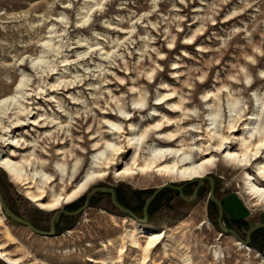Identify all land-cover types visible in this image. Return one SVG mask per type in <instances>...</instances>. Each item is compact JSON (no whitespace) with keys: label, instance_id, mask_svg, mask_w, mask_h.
Wrapping results in <instances>:
<instances>
[{"label":"rangeland","instance_id":"1","mask_svg":"<svg viewBox=\"0 0 264 264\" xmlns=\"http://www.w3.org/2000/svg\"><path fill=\"white\" fill-rule=\"evenodd\" d=\"M49 41L54 45L44 44ZM80 41L84 48L72 52ZM40 57L45 62L35 64ZM24 76L30 81L25 106L39 126L13 130L10 136L24 148L17 150L18 160L32 155L40 163L35 168L44 164V173L59 184L62 171L71 178L80 169L79 181L87 174L98 142L121 141L125 152L110 177L90 188L83 213L57 218L55 237L33 234L7 218L0 206L6 217L0 243L30 263L92 264V258L111 264L125 239L127 254L120 264H140V251L127 240L137 221L113 204L108 190H115L117 201L142 219L146 201L164 184L183 186L191 199L198 182L171 183L156 174L116 178V171L134 156L127 137L131 132L151 134L149 149L164 148L157 137L170 133L178 135L176 146L183 140L194 144L204 136L200 133L216 128L211 113L218 116L221 130L238 113L264 118V0H0V100L13 94ZM55 84L61 85L59 90L52 88ZM210 92L212 100L206 102ZM136 101L143 103L142 112L134 110ZM233 101L238 104L235 113L229 107ZM178 104L182 109H174ZM154 111L161 116H153ZM53 120L58 125L50 124ZM108 120L122 126L121 140ZM158 123L163 124L161 132L154 130ZM10 148L2 145V157ZM58 164L65 166L60 173ZM208 177L214 179L216 198L224 206L226 227L245 239L254 226L264 224V207L248 199L242 170L222 162ZM210 188L205 180L191 202L172 189L156 197L146 225L168 237L150 264H264V229L252 234V252L239 250L236 239L219 228ZM0 190L12 212L49 232L55 213L40 211L27 200L25 188L13 184L2 169ZM87 194L61 210L78 211ZM216 249L224 257L218 263Z\"/></svg>","mask_w":264,"mask_h":264},{"label":"bare ground","instance_id":"2","mask_svg":"<svg viewBox=\"0 0 264 264\" xmlns=\"http://www.w3.org/2000/svg\"><path fill=\"white\" fill-rule=\"evenodd\" d=\"M50 42H45L44 44L51 47L52 44ZM79 44L80 46L76 47L72 52L84 48L81 46L83 44L82 41ZM97 47H99V44ZM92 48L93 46L90 47V49ZM84 54H87V52ZM44 62V57H40L36 60L35 64ZM65 62L67 60L63 61V63ZM54 70V68H51L50 72H54ZM29 82L24 76L14 93L0 100V169L10 177L13 184L17 187L21 186L25 188V196L28 201L35 204L40 211L52 214L60 211L64 206L79 201L97 182L107 180L114 167L119 165L117 160L121 158L125 151L121 141L119 144L109 141L103 144L98 142L93 149L95 159L87 174L80 181V169L78 172H74L71 178L69 174L66 178L64 176L65 171L61 170L65 167H62L64 164H58L59 170L57 169V171L59 173L60 170L62 171L60 175H57L58 177L60 176L59 184L57 183V178L44 173V164H41L42 170H38L39 167L35 168L40 163L32 155H25L21 160H18L17 150H24V148H22L20 140L10 136L14 134L13 130L20 127L26 128L30 125L39 126L36 120L31 121L30 114L32 112L29 107L25 106V101L30 98V91L26 89ZM60 86V84H55L52 88L59 90ZM5 88L8 89V86H5ZM69 90H65V92H69ZM210 95L211 92L204 97L206 102L212 100L213 96L211 97ZM214 97L216 98V95ZM142 104V102L136 101L135 106L137 108L134 110L138 109V112H142L139 111L142 109L140 107ZM237 106L238 104L235 101L229 104L231 113H235ZM208 107L212 106L209 104ZM60 108L63 109V107ZM174 109H182V104L175 105ZM123 110L122 108L120 109L122 113L124 112ZM154 112L155 114L153 116H161L156 111ZM208 116L211 122H213L211 126H215L216 128L209 127L206 131L200 133L204 136L201 135L197 140L195 139L194 144H187L183 140L176 146V142L179 140L178 135L170 133L165 136L158 135L157 137V141L163 144L164 148L154 147L153 149H149L148 147L150 146L148 144L152 139L151 134L148 135L145 132L138 136L131 132L127 139L130 144V149L134 150V156L130 162L122 164L116 171L117 175L115 174V177L130 180L135 177H147L151 174H156V176L169 178L171 183H189L207 178L214 169L219 168L222 162H225L244 172L243 180L245 182L244 185L248 199L255 203L257 207H264V147H261V145H264V118L259 114H253L251 116L247 114L243 116L238 113L235 117L232 115L233 120L228 123L227 127L225 126L221 130V127H217L218 116L214 113ZM24 117L27 118V121L22 119ZM131 121L132 119L129 120V122ZM167 122L174 123L171 119H167ZM55 123L57 121L53 120L50 122L52 125H58ZM106 123L115 129V136L118 135V140H121L123 137L122 134H124L122 126L111 122V120L106 121ZM160 123L154 126L156 132L162 131L161 127L163 124L161 125ZM130 126L131 128L133 127L132 125ZM240 127H242V133L241 135H237L240 132ZM39 128L48 127L40 126ZM2 145L5 148L11 146V152L5 155V157L1 155ZM29 146L36 150V144L29 143ZM174 146L177 148L174 149ZM3 225H6V217L0 211V226ZM7 237L9 239L13 238L10 232L7 233ZM127 237L128 243L131 244L130 246L133 249L139 250L141 253L142 259L140 264H150L152 262V255L164 244L168 233L164 231H153L148 228V225L137 221L134 222V227L128 232ZM121 241L122 248L119 251L120 256L116 262L112 261L111 264L123 263V257L127 254V243L125 239H121ZM112 245L110 244V246ZM237 248L242 251L252 252L250 247L238 241ZM213 257L217 263L224 258L223 254L217 249L214 250ZM0 261L4 264H36L26 262L24 258L17 257L1 243ZM89 261L92 264H105V262H99L92 258ZM185 264L193 263L191 260H186Z\"/></svg>","mask_w":264,"mask_h":264},{"label":"water","instance_id":"3","mask_svg":"<svg viewBox=\"0 0 264 264\" xmlns=\"http://www.w3.org/2000/svg\"><path fill=\"white\" fill-rule=\"evenodd\" d=\"M207 180L210 182V193H209V199L212 203H214L219 210V215H218V225L219 228L221 230L222 233L226 234V235H230L232 237H234L238 242L243 243L246 246H249L252 242L251 240V236L253 233H255L256 231L260 230V229H264V224H258L256 226H254L247 234V238L243 239L237 232L236 230L230 229L228 227H226L223 224V217H224V206L223 204L216 198V194H215V181L213 178L211 177H207V178H203L201 180H195L193 182H198V186L196 188L195 193L193 194L191 199H188L184 193H183V186L182 187H177L174 186L172 184H164L163 186H161L160 188H158L157 190H155L153 192V194L149 197V199L146 201L144 209H143V218H139L138 216H136L130 209L124 207L122 204H120L117 199H116V193L115 190L113 189H109L108 192L111 193L112 195V201L113 204L125 215L129 216L130 218H133L143 224H148L149 222V208L151 206V204L154 202V200L156 199V197L164 190L166 189H172L175 190L177 192L180 193L181 197L184 198L186 201L191 202L193 201V199L196 196V193L198 192V190L200 189V187L202 186V184L204 183V181ZM92 192H89L86 196V201L85 204L82 208H80L78 211L74 212V213H69V212H65L63 210H60L58 212H56L54 214V216L52 217L51 220V228L50 231H42L37 229L35 226H33L30 222L24 220L23 218L19 217L17 214H15L14 212H12L10 210V208L6 205L5 200L2 196L1 190H0V206L2 211L4 212V214L7 216V218H9L10 220L27 227L29 230H31V232L33 234H36L38 236H42V237H47V238H52L55 237L56 234V229H55V224L57 221V218L60 216V214L64 213L70 216H78L81 213L84 212L85 209L88 208L89 203H90V197H91ZM262 258L264 260V249H263V253H262Z\"/></svg>","mask_w":264,"mask_h":264},{"label":"flooded vegetation","instance_id":"4","mask_svg":"<svg viewBox=\"0 0 264 264\" xmlns=\"http://www.w3.org/2000/svg\"><path fill=\"white\" fill-rule=\"evenodd\" d=\"M63 211H65V212H69L68 210H63ZM69 213H71V212H69ZM65 216V215H67V214H64V213H62V214H60V216ZM59 216V217H60ZM68 216V215H67ZM58 217V218H59ZM58 220V219H57ZM57 223V222H56ZM50 228H51V224H50ZM50 228H49V231H50ZM55 229H56V234L58 233V224H55ZM247 237H245V239H246ZM251 240H252V237H251Z\"/></svg>","mask_w":264,"mask_h":264},{"label":"trees","instance_id":"5","mask_svg":"<svg viewBox=\"0 0 264 264\" xmlns=\"http://www.w3.org/2000/svg\"><path fill=\"white\" fill-rule=\"evenodd\" d=\"M212 203V202H211ZM214 204V203H213ZM215 205V204H214ZM216 206V205H215ZM149 215H150V209H149Z\"/></svg>","mask_w":264,"mask_h":264},{"label":"snow or ice","instance_id":"6","mask_svg":"<svg viewBox=\"0 0 264 264\" xmlns=\"http://www.w3.org/2000/svg\"><path fill=\"white\" fill-rule=\"evenodd\" d=\"M261 147H264V145H261Z\"/></svg>","mask_w":264,"mask_h":264}]
</instances>
